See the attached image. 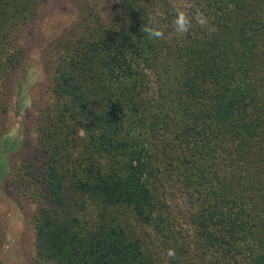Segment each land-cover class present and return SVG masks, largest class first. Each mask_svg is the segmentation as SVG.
<instances>
[{"label":"trees","instance_id":"1","mask_svg":"<svg viewBox=\"0 0 264 264\" xmlns=\"http://www.w3.org/2000/svg\"><path fill=\"white\" fill-rule=\"evenodd\" d=\"M44 1L0 0V75L22 63V28ZM106 2L108 19L88 10L46 63L54 100L37 150L0 134V180L23 147L15 175L39 203L32 264H160L146 226L170 264H264V0ZM176 9L203 12L215 30L193 21L178 35ZM157 10L165 38L154 41L143 31ZM174 173L198 207L194 240L175 233L164 193Z\"/></svg>","mask_w":264,"mask_h":264},{"label":"rangeland","instance_id":"2","mask_svg":"<svg viewBox=\"0 0 264 264\" xmlns=\"http://www.w3.org/2000/svg\"><path fill=\"white\" fill-rule=\"evenodd\" d=\"M178 6H187L185 0H175ZM106 0H46L40 6L38 17L34 25L24 26L19 37V44L24 48V56L20 66L9 74L0 75V134L12 135L17 138L30 140L32 149L37 150L39 123L42 110L53 102L50 90L51 81L46 63L56 61L58 41L64 39L68 29L79 22L92 8L103 10ZM105 19L108 11L103 10ZM70 33V32H69ZM151 72V71H149ZM152 85L149 95H155L160 86V77L151 72ZM155 90V91H153ZM24 97V108L19 110V100ZM7 108V112L4 111ZM1 140V138H0ZM23 147L9 156L11 163L19 168L21 163L20 152ZM14 167V168H15ZM9 171L5 179L0 180V264H32L36 253V232L31 221L33 213L38 209L36 195L21 182L15 175V169ZM174 173L172 180L166 181L164 193L166 201L171 206V216L174 220L175 233L188 235L190 240L198 237L197 226L192 222V212H197V205L190 202L188 191ZM94 204H90L87 216L90 221L95 218ZM143 228V227H142ZM144 237L154 240L160 247V264H170L173 255L170 246L164 249L161 232L153 226H146ZM144 230V229H143ZM160 235V236H159ZM150 236V238H149ZM180 241L183 238L179 237ZM193 245L191 253L201 250ZM166 251V252H162ZM173 253V252H172Z\"/></svg>","mask_w":264,"mask_h":264},{"label":"clouds","instance_id":"3","mask_svg":"<svg viewBox=\"0 0 264 264\" xmlns=\"http://www.w3.org/2000/svg\"><path fill=\"white\" fill-rule=\"evenodd\" d=\"M166 16V13L160 10L154 12L153 16L150 17L151 26L144 28V33L147 37L154 41L162 40L165 38V31L160 27L159 19ZM193 21L196 24L205 28L208 31H214V27L209 25L208 17L203 12H197L195 15L190 14L188 11L183 9H176L172 24L174 30L178 35H184L190 32L193 27ZM168 255H173L169 251Z\"/></svg>","mask_w":264,"mask_h":264}]
</instances>
